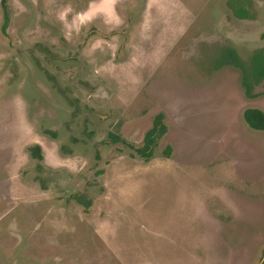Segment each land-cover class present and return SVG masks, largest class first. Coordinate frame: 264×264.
<instances>
[{
    "label": "rangeland",
    "instance_id": "374dc122",
    "mask_svg": "<svg viewBox=\"0 0 264 264\" xmlns=\"http://www.w3.org/2000/svg\"><path fill=\"white\" fill-rule=\"evenodd\" d=\"M263 60L264 0H0V264H264Z\"/></svg>",
    "mask_w": 264,
    "mask_h": 264
},
{
    "label": "trees",
    "instance_id": "16d2710c",
    "mask_svg": "<svg viewBox=\"0 0 264 264\" xmlns=\"http://www.w3.org/2000/svg\"><path fill=\"white\" fill-rule=\"evenodd\" d=\"M235 14L240 15L239 16L240 18L244 17V11L240 8L235 10ZM6 19L7 18H5L4 16L2 28L4 27ZM228 62L235 66L242 67L241 62L238 60V58L236 57L234 53H232V55L230 56V61ZM262 62L263 63L260 65V68H257L256 70L254 68L252 72L253 73L252 76L254 74L257 75V79L264 78V60ZM245 76H246V72L244 70V77ZM160 118H161L160 114L155 115L153 117L151 126L145 131L143 139H142V148L138 149L140 154L148 155L151 144L153 143V140L157 138L158 135H160L163 132L164 126L160 124ZM242 118L244 122L248 125V127H250L251 129L264 130V114L260 109L255 108V107L244 108L242 111ZM31 149H32L33 155L36 158H40L39 147L34 145L33 147L31 146Z\"/></svg>",
    "mask_w": 264,
    "mask_h": 264
},
{
    "label": "crops",
    "instance_id": "0c3cea01",
    "mask_svg": "<svg viewBox=\"0 0 264 264\" xmlns=\"http://www.w3.org/2000/svg\"><path fill=\"white\" fill-rule=\"evenodd\" d=\"M254 107L255 108H258V109H260L262 112H263V114H264V109L262 108V106H259V105H254ZM248 126V125H247ZM242 151H245V150H242ZM256 149H255V151H254V153H251V154H255L256 153ZM248 153V152H247ZM241 154V153H240ZM243 154V153H242ZM241 154V155H242ZM253 158V157H252ZM260 160V162H261V159H259ZM262 165L264 166V163H262Z\"/></svg>",
    "mask_w": 264,
    "mask_h": 264
}]
</instances>
